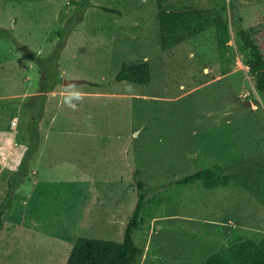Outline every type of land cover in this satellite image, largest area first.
<instances>
[{
  "label": "rangeland",
  "instance_id": "obj_1",
  "mask_svg": "<svg viewBox=\"0 0 264 264\" xmlns=\"http://www.w3.org/2000/svg\"><path fill=\"white\" fill-rule=\"evenodd\" d=\"M158 1L0 0V264H66L80 236L122 242L138 180L160 200L135 233L140 264L264 238V93L237 32L264 21V0H170L219 11L230 40L213 27L167 51ZM143 60L151 83L116 80ZM215 165L228 186L175 184Z\"/></svg>",
  "mask_w": 264,
  "mask_h": 264
},
{
  "label": "trees",
  "instance_id": "obj_2",
  "mask_svg": "<svg viewBox=\"0 0 264 264\" xmlns=\"http://www.w3.org/2000/svg\"><path fill=\"white\" fill-rule=\"evenodd\" d=\"M103 9L115 12L111 7L103 6ZM158 9L159 45L164 51L173 49L213 27L216 28L221 46L226 45L230 40L229 24L219 11L210 12L170 0H159ZM237 32L243 46L250 53L248 66L249 71L256 75V87L264 93V21L258 22L257 25L249 29H238ZM116 80L147 85L152 81L151 64L147 60L124 62L120 66ZM90 84L97 85L93 82ZM31 106H36V104L33 103ZM31 134H35L34 130L31 131ZM21 167L27 172L29 171L24 161ZM16 177L14 182L9 185L7 201L11 197ZM198 182L207 189H214L228 186L231 177L222 166L215 165L180 178L175 184L181 187ZM153 190L154 188L148 186L146 182L138 180V203L125 227L122 242L80 236L76 239L66 264H140L145 247L135 241V233L142 230L147 216H153L151 215V206L149 211L145 212L147 205L160 202L155 197L147 198L149 192ZM4 209L2 207L0 210V228L3 223ZM152 212H154L153 207ZM203 264H264V238L260 242H256L252 239L239 237L232 244L210 254Z\"/></svg>",
  "mask_w": 264,
  "mask_h": 264
},
{
  "label": "clouds",
  "instance_id": "obj_3",
  "mask_svg": "<svg viewBox=\"0 0 264 264\" xmlns=\"http://www.w3.org/2000/svg\"><path fill=\"white\" fill-rule=\"evenodd\" d=\"M75 87H76V86L74 85L73 88L75 89ZM71 96H72L73 99L80 100V101H82V100L84 99V95H83V93H81V92L78 91V90H74V91H72ZM65 103H68V101L65 100ZM71 106L74 107V105H71Z\"/></svg>",
  "mask_w": 264,
  "mask_h": 264
},
{
  "label": "water",
  "instance_id": "obj_4",
  "mask_svg": "<svg viewBox=\"0 0 264 264\" xmlns=\"http://www.w3.org/2000/svg\"><path fill=\"white\" fill-rule=\"evenodd\" d=\"M77 83H80V81H78V80H68V79L65 80V84H77Z\"/></svg>",
  "mask_w": 264,
  "mask_h": 264
}]
</instances>
